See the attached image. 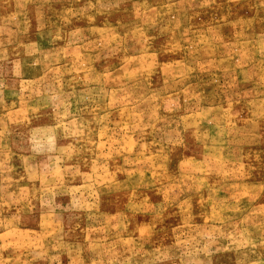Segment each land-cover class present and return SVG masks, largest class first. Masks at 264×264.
<instances>
[{
  "label": "rangeland",
  "instance_id": "obj_1",
  "mask_svg": "<svg viewBox=\"0 0 264 264\" xmlns=\"http://www.w3.org/2000/svg\"><path fill=\"white\" fill-rule=\"evenodd\" d=\"M0 264H264V0H0Z\"/></svg>",
  "mask_w": 264,
  "mask_h": 264
}]
</instances>
